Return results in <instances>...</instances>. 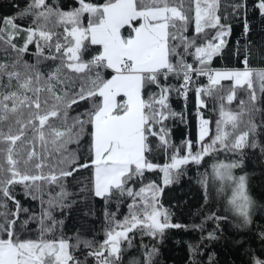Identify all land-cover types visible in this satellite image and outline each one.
<instances>
[{
	"label": "snow or ice",
	"instance_id": "1",
	"mask_svg": "<svg viewBox=\"0 0 264 264\" xmlns=\"http://www.w3.org/2000/svg\"><path fill=\"white\" fill-rule=\"evenodd\" d=\"M78 5L62 10L48 0H31L16 16L0 18V52L12 57L10 62L0 59V264H89V260L120 264L122 245H132L130 233L162 239L167 229L184 227L172 223V213L160 202L164 187L183 174L182 166L199 165L220 152L243 154L248 148L264 152L258 138L264 133V67L250 66L247 55L242 68L211 67L231 34L221 12L229 5L222 0H78ZM230 7L246 9V0ZM256 7L264 14V0H258ZM25 16L33 18L29 26L16 23L17 17ZM190 26L192 36L187 34ZM21 33L23 44L18 46L15 40ZM30 45L36 49L35 63L24 58ZM92 46H97L94 54L85 59ZM46 61L53 62L47 72L39 67ZM105 70L110 72L107 78ZM194 74L206 77L207 83L194 85ZM170 76L182 79L175 91L185 98L192 86L198 102L199 147L193 151V142L185 140L183 155L164 125L177 115L169 104L173 86L162 83ZM153 87L158 91H151ZM240 89L247 99H240L234 110L230 105ZM205 97L219 102L214 126L199 112L207 107ZM81 101L89 106L77 111ZM169 148L170 162L150 159ZM241 166L239 160L211 165L220 191L231 188L228 204L241 218L237 227L252 223L254 204L247 176L234 174ZM81 170L90 172L87 183L77 181L83 183L81 193L90 192L106 205L115 201L119 206L131 198L122 219L105 212L102 241L79 232L64 235L60 231L64 221L53 214L75 203H65L73 195L66 182ZM155 170L163 173L162 185L149 181L136 187L146 171ZM207 176L202 174L200 180L205 188ZM17 185L40 201L38 215L21 218L29 209L16 199ZM52 186L59 188L54 195ZM32 221L39 226L36 238L28 236ZM260 235L264 238V233ZM209 238L217 237L209 233ZM158 251L155 246L146 251V264H153ZM251 264H264V258L253 254Z\"/></svg>",
	"mask_w": 264,
	"mask_h": 264
},
{
	"label": "trees",
	"instance_id": "2",
	"mask_svg": "<svg viewBox=\"0 0 264 264\" xmlns=\"http://www.w3.org/2000/svg\"><path fill=\"white\" fill-rule=\"evenodd\" d=\"M31 0H0V18L16 16L23 10ZM102 2V0H101ZM241 0H222L224 5L229 7L222 8V23L231 25V34L226 37V45L221 54L214 57L211 62L213 68H237L244 67L242 61L247 55L249 65L253 67H264V14L256 7L258 0H246V9L234 10L231 4L239 3ZM53 7H59L62 10H70L78 7V0H48ZM31 16L17 17L16 23L27 27L32 22ZM87 17H85V22ZM245 22L248 25V31L245 32ZM3 25H0L2 27ZM62 31V29H57ZM194 35V26H190L187 33ZM23 33L15 40L20 46L23 44ZM200 42L199 40L197 41ZM97 46H92L84 54L85 59H89L94 54ZM36 51L34 45L29 46V52L24 54V58L29 63H35L36 57L32 55ZM47 52V50H46ZM14 55V54H13ZM11 56L5 57L0 52V59L11 61ZM189 63L193 62V57L188 56ZM53 65L52 61H46L39 65L42 71L47 72ZM198 67V64L193 65ZM110 75L109 70L104 71L105 78ZM162 83L173 86V91L169 94V104L172 110L177 113L175 117H170L164 121V125L170 130V139L172 144L180 148L181 155L184 154L182 142L190 139L193 142V151L199 147L197 144V112L198 102L196 94L190 86L188 95L185 98L180 92L175 91L182 84V79L170 76L168 80ZM194 85L206 84V77L193 76ZM229 84L230 82H224ZM151 91L158 89L153 87ZM207 107L199 108L204 117L214 122L218 119L219 102L213 98L205 97ZM240 99H247V94L242 90L237 91V100L230 107L236 109ZM89 105L86 101H81L77 111H83ZM76 107V106H74ZM72 112L71 115H75ZM260 117L257 116V122ZM7 129L5 128V131ZM259 140L264 144V133L259 135ZM152 143H156L155 138H150ZM81 156L86 155L87 137L81 142ZM70 147H75L71 145ZM173 149L169 148L167 152L163 149L150 156L154 163L163 164L170 162L168 157ZM217 160L232 162L239 160L242 166L234 169V174L247 176V190L252 197L254 204L251 210L252 223L237 227L241 218L235 214L228 200L231 196V188L225 186L224 191H220L221 182L214 180L212 176L211 165ZM183 174L173 184L165 186L163 194L160 196V202L172 213V223H179L184 227L167 229L163 238L151 237L141 232L130 233L133 236L131 247L125 242L122 245V259L120 264H146V251L155 246L159 251L153 257V264H251L253 254L264 258V152L259 148H248L244 153H225L220 152L207 156L197 165L190 163L182 166ZM207 173L208 186L205 188L200 180L202 174ZM90 176L88 170H81L67 180V189L73 195L65 203H71V207L53 210L54 216L58 220H63V226L60 231L66 236H74L77 232L85 238H93L97 241L104 239V229L106 227L105 212L116 214L117 219H122L127 215V204L131 198L124 199L117 206L113 201L105 204L100 198L94 197L90 192L81 193L79 189L83 183H87ZM82 181L83 183H78ZM149 181H155L162 185V173L159 170L146 171L142 182H138V188ZM53 195L59 191V188L52 186L50 189ZM16 199L21 205L29 209L28 213L22 214V219H26L33 213L39 214L41 204L39 200H33L25 194L23 186L17 185L14 189ZM47 200V196L44 197ZM9 207L14 205L9 202ZM46 207V205H45ZM215 217H227L217 220ZM38 224L32 221L29 225L28 236L36 238L38 233ZM209 233H213L217 238L210 239ZM59 234V232L57 233ZM145 245L148 247L145 248ZM195 249L193 252L189 246ZM84 250L81 249L77 255H81ZM211 258V259H210ZM89 264L92 261L89 260Z\"/></svg>",
	"mask_w": 264,
	"mask_h": 264
},
{
	"label": "rangeland",
	"instance_id": "3",
	"mask_svg": "<svg viewBox=\"0 0 264 264\" xmlns=\"http://www.w3.org/2000/svg\"><path fill=\"white\" fill-rule=\"evenodd\" d=\"M237 68H242V67H237ZM198 126H199V116L197 115V128H196V136H197V139H198ZM162 177H163V173H162Z\"/></svg>",
	"mask_w": 264,
	"mask_h": 264
},
{
	"label": "built area",
	"instance_id": "4",
	"mask_svg": "<svg viewBox=\"0 0 264 264\" xmlns=\"http://www.w3.org/2000/svg\"><path fill=\"white\" fill-rule=\"evenodd\" d=\"M207 80V79H206Z\"/></svg>",
	"mask_w": 264,
	"mask_h": 264
}]
</instances>
